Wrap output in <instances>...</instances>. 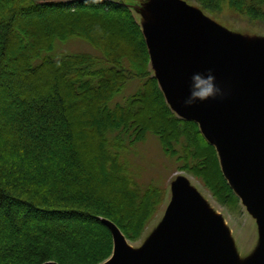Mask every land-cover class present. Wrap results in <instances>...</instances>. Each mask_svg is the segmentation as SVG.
<instances>
[{"label":"trees","instance_id":"obj_1","mask_svg":"<svg viewBox=\"0 0 264 264\" xmlns=\"http://www.w3.org/2000/svg\"><path fill=\"white\" fill-rule=\"evenodd\" d=\"M195 1L264 23V0ZM70 38L97 54L51 55ZM149 65L142 29L116 0H0V264H101L113 251L102 218L138 238L162 193L139 190L120 154L148 131L171 156L199 159L189 169L217 198L237 201L215 148L170 109ZM132 80L141 87L112 105Z\"/></svg>","mask_w":264,"mask_h":264},{"label":"water","instance_id":"obj_2","mask_svg":"<svg viewBox=\"0 0 264 264\" xmlns=\"http://www.w3.org/2000/svg\"><path fill=\"white\" fill-rule=\"evenodd\" d=\"M142 12V33L170 109L199 126L229 187L253 217L258 251L241 263L227 228L184 176L171 185L166 214L145 245L131 248L110 220L113 251L101 264H264V43L227 32L183 0H158ZM211 69L223 95L185 107L190 77ZM43 264H57L45 262Z\"/></svg>","mask_w":264,"mask_h":264},{"label":"rangeland","instance_id":"obj_3","mask_svg":"<svg viewBox=\"0 0 264 264\" xmlns=\"http://www.w3.org/2000/svg\"><path fill=\"white\" fill-rule=\"evenodd\" d=\"M116 1L130 9L134 19L143 30L146 26H149V21L142 10H150L149 7L158 0H147V2L146 0ZM183 1L193 7L199 8V4L195 0ZM201 11L227 32L249 42L264 43V23L252 21L245 16L231 11L228 7H224L221 11L216 12ZM75 52L97 54L94 49L82 39L70 38L65 41H56L51 55L58 57ZM149 67L151 74L155 76L151 64ZM140 87L141 81L139 80L128 82L121 92L114 97L111 104L115 105L117 102L122 103L126 97L135 93ZM10 99H12V97H10ZM10 105L17 107V102L12 99ZM175 149L182 150V141L176 144ZM182 154L183 152L180 153V155ZM196 156L202 159L199 155ZM190 158L191 162L189 159L187 162L185 161V163H188V167L181 168L185 163L178 159L177 156H171L169 153L165 152L164 145L159 137L149 131L144 134L141 140L121 151L120 162L123 163L127 175L136 184L138 189L143 191L146 187L153 186L158 188L162 193L161 203L145 224L141 235L136 239L128 240L129 245L135 250L145 245L148 238L155 232L166 214L167 206L171 200L172 183L177 177L184 176L189 184L203 197L209 208L222 219L239 261L243 263L247 259L250 260L258 251L257 247L261 243L256 220L247 213L239 199H237V201L235 199L228 201L217 198L210 186L205 183V179L189 169L192 163H200L198 162L199 159ZM70 221H77V218H68V223Z\"/></svg>","mask_w":264,"mask_h":264},{"label":"clouds","instance_id":"obj_4","mask_svg":"<svg viewBox=\"0 0 264 264\" xmlns=\"http://www.w3.org/2000/svg\"><path fill=\"white\" fill-rule=\"evenodd\" d=\"M85 2L95 3L96 0H85ZM222 95L223 90L217 84L216 76L211 69L206 72H194L190 77L188 95L183 103L185 107H192L198 102L202 103Z\"/></svg>","mask_w":264,"mask_h":264}]
</instances>
